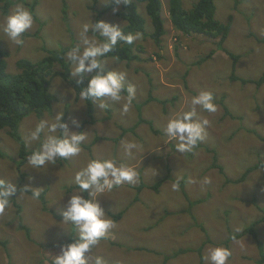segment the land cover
<instances>
[{"label":"rangeland","instance_id":"rangeland-1","mask_svg":"<svg viewBox=\"0 0 264 264\" xmlns=\"http://www.w3.org/2000/svg\"><path fill=\"white\" fill-rule=\"evenodd\" d=\"M12 1L7 15L0 4V47L8 53L10 73L19 72L16 63L20 59L37 61L46 55V49L75 47L81 43L83 26L96 23L97 14L90 8L93 0ZM196 1L183 0V5L192 8ZM18 4L34 17V25L23 34L22 45L12 43L2 31L5 18ZM108 5L109 0H97L96 8L104 10ZM216 9L221 21L233 17L222 46L238 56L235 69L234 60L219 47V38L187 36L177 31L170 19L169 0H163L166 33L159 44L142 35L133 42L139 59L102 60L106 73L126 70L125 85L136 87L128 113L122 110L123 102L106 101L107 108L100 110L97 101L89 117L86 101L71 85L55 77L51 82L57 96L53 112L43 117L32 114L21 123L24 140L35 150L39 145L29 139L30 132L39 121H51L65 113L71 130L87 133L82 143L85 148L81 146L78 156L57 158L55 165L44 172L30 169L27 162L19 169V145L7 130L0 131V180L15 183L18 188L10 206L0 214V264H51L61 246L78 239L74 225L60 224V210L72 195L82 194L75 174L93 159H115L130 165L139 172V179L99 198L114 227L89 256L103 257L105 264H164L166 259V264H201L203 255L202 264H211L205 260L209 248L225 247L233 234L255 224L256 234L232 238L229 264H264V167L249 170L264 165V84L257 87L230 80L232 71L253 80L264 72V0H216ZM139 10L146 19L147 31L152 32L144 6ZM101 20L119 28L127 25L115 11L106 12ZM89 35L102 40L99 32L90 30ZM209 54L212 56L207 59ZM203 57L206 61L198 64ZM202 91L213 93L218 106L215 113L191 104V98ZM122 95L127 96L126 90ZM225 105L235 117L227 115ZM193 107L198 118L210 121L207 136L194 152L180 154L177 141H169L166 136V124L176 113ZM73 119L79 120L80 128L71 127ZM51 134L45 129L41 142ZM123 140L135 141L139 150L127 155ZM94 141L89 150L86 146ZM214 156L224 173L213 166ZM247 171V178L235 182ZM205 177L209 183H203ZM177 179L180 189L173 191ZM26 186L41 188V194L46 192L47 209L41 199L32 200L31 195L21 193ZM83 195L87 198V193ZM15 202L21 207L20 214Z\"/></svg>","mask_w":264,"mask_h":264},{"label":"clouds","instance_id":"clouds-1","mask_svg":"<svg viewBox=\"0 0 264 264\" xmlns=\"http://www.w3.org/2000/svg\"><path fill=\"white\" fill-rule=\"evenodd\" d=\"M34 25V17L30 10L22 4H18L15 10L9 14L2 25L4 35L16 45L23 44V34ZM99 32L103 37L97 40L96 36H90L89 31ZM81 43L73 47L68 53V60L72 63L71 75L81 84L88 73H92L87 79V85L80 92L81 100L99 102L100 110L106 109V101L122 103V110L128 113L136 96L135 85H125L127 72L112 70L104 73L102 57L111 53L116 46L123 42L132 44L142 38V34L127 33L121 28L105 21L95 24H85L81 31ZM112 58V57H111ZM126 90L127 96L122 93ZM126 101V102H124ZM193 106H200L208 113H215L218 106L214 103L213 93L202 91L191 98ZM65 113H59L53 120H41L29 134L32 142L38 143V147L28 157V166L37 172H44L50 165H55L57 158H69L78 156L82 152V143L87 138L83 131H73L70 125L64 122ZM210 121L206 118H198L195 107L191 111H181L169 118L166 124V136L169 141H177L176 151L180 154L194 152L195 148L205 140L206 128ZM72 128H80L77 119L71 121ZM48 130L51 135L41 142V134ZM59 133V134H57ZM122 147L127 155H132L139 150L135 141L123 140ZM139 179V172L132 166L118 162L115 159L90 160L85 167L75 174V182L80 195H72L66 206L60 210L63 221L60 224L74 225L79 236L71 244L60 247V253L55 256L51 264H105L103 257H91L88 254L104 239L109 230L114 227L113 221L108 217L101 206L99 198L106 192L124 183H135ZM195 183V181H190ZM205 177L203 183H209ZM173 191H179L180 180L172 184ZM18 191L17 184L6 183L0 180V214L10 206L11 198ZM31 193L32 200H39L41 188L26 186L21 193ZM83 193H87V198ZM63 229V228H62ZM231 252L222 246H214L208 249L205 257L211 264H229ZM47 264V261L45 262Z\"/></svg>","mask_w":264,"mask_h":264},{"label":"trees","instance_id":"trees-1","mask_svg":"<svg viewBox=\"0 0 264 264\" xmlns=\"http://www.w3.org/2000/svg\"><path fill=\"white\" fill-rule=\"evenodd\" d=\"M13 3L12 0H0L1 10L4 15L8 14L9 7L12 6ZM35 4L37 3L34 2L32 5L34 17H36ZM96 4L97 0H93V5L90 7L91 10L95 11L97 14L96 23L101 21V17L106 12L115 11L117 17L127 23L125 27L121 28L125 34L139 32L159 44L166 33L162 16L163 0H109V5L104 10H98ZM140 5L144 6V11L153 25V31L150 33L146 29V19L139 10ZM216 11V0H197L192 8L190 7L188 9L184 7L183 0H169V15L174 28L187 36L194 34L210 38H219L221 40V42H219V47L234 60L233 68L235 69V62H237L238 56L222 46V42L227 38L231 30L233 17L229 16L227 21H221L217 19ZM100 38L103 39L102 36H100ZM71 49L72 46H63L54 50L46 49V55L37 61L20 59L16 63L19 72L10 73L6 60L8 53L0 47V131L7 130L9 136L18 143L20 160L17 165L19 169L26 164L28 157L32 151H34L30 149L24 140L20 132V125L25 118L32 114L43 117L45 114L53 112L57 96L51 89L52 79L60 77L75 89L77 96H80V92L87 85L88 77L93 75L92 73L89 75L87 74L88 77H85V80L81 84H77L78 78L72 77V63L67 58V53ZM211 56V54L207 55V59L211 58ZM111 57L118 62H132L136 58L139 59L137 54L134 53V44L123 42L119 43L111 53L102 57L101 60ZM203 61H206L205 58L201 59L198 64H202ZM104 73L107 74L105 71ZM230 80L233 82L241 81L242 84H256L257 87H260L264 84V72L259 79L253 80L237 76L235 71H232ZM86 105L87 115L91 117L94 112V103L91 100H87ZM224 110L228 116L232 115V118L235 117L226 105L224 106ZM92 121L93 117L90 122L92 123ZM64 122H66L65 116ZM79 131L82 130L80 129ZM95 142L96 141L91 142L86 147L90 150ZM82 147L85 148L84 144H82ZM213 161V166L224 173L223 167L217 163L218 159L216 156H214ZM259 166L264 167V165L260 164L249 170L256 169ZM248 175L249 172L247 171L235 182H241L243 179L247 178ZM227 183H230V179H227ZM143 185L144 183L141 184L139 190H142ZM74 188H77V186H74ZM152 188L158 190L155 186ZM26 193L31 195L30 192ZM45 194L46 192L44 191L40 199L45 209H47L46 200L44 198ZM14 205L17 206L18 213L20 214L21 207L16 202ZM122 214L123 211H121L117 217H121ZM262 220L264 221V217ZM20 227L29 233V229L26 226L21 224ZM254 228L255 224H252L241 233L233 234L232 238H241L248 234L254 235L256 234ZM232 238L230 237L225 241V247L227 249H230ZM178 254L179 252H177V255ZM166 260L164 264H166ZM203 260L204 256L202 255L201 264L204 262Z\"/></svg>","mask_w":264,"mask_h":264}]
</instances>
